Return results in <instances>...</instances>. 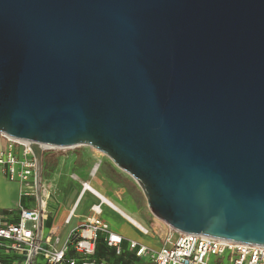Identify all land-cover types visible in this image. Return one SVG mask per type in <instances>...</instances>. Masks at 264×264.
Returning <instances> with one entry per match:
<instances>
[{
  "label": "water",
  "instance_id": "water-1",
  "mask_svg": "<svg viewBox=\"0 0 264 264\" xmlns=\"http://www.w3.org/2000/svg\"><path fill=\"white\" fill-rule=\"evenodd\" d=\"M0 132L87 146L178 233L264 246V0H0Z\"/></svg>",
  "mask_w": 264,
  "mask_h": 264
},
{
  "label": "built area",
  "instance_id": "built-area-1",
  "mask_svg": "<svg viewBox=\"0 0 264 264\" xmlns=\"http://www.w3.org/2000/svg\"><path fill=\"white\" fill-rule=\"evenodd\" d=\"M32 145L0 132L2 175L9 182L29 188L32 195L39 198L34 208L19 206L8 214L0 210V264H4V255L21 258L11 264H32L36 257H42L46 264H100L95 256L101 234L105 235L106 245L114 249L116 255H121L124 238L113 233L101 220L103 212L100 206L92 208L94 217L70 235L63 249L55 247L50 238L44 239L42 227L48 217L46 197L50 184L45 180L46 171L43 168L39 177L40 165ZM40 148L43 154L65 153L74 149ZM85 187L88 188L87 185ZM21 196L28 197L30 194L23 193ZM175 233L178 232L170 228L165 244H170L171 248L165 246L160 251L148 249L136 241H128L127 245L136 257L152 264H212V258L216 259L213 264H264V246L188 233H178L179 237L173 243Z\"/></svg>",
  "mask_w": 264,
  "mask_h": 264
},
{
  "label": "crops",
  "instance_id": "crops-1",
  "mask_svg": "<svg viewBox=\"0 0 264 264\" xmlns=\"http://www.w3.org/2000/svg\"><path fill=\"white\" fill-rule=\"evenodd\" d=\"M96 153L98 152L93 148L81 146L65 153L49 152L42 155V165L46 171L45 180L50 184V191L46 197L48 217L43 222L42 231L44 239L50 238V242L58 249H63L70 235L84 222L94 217L92 213L94 206L101 207L103 212L101 220L109 229L111 226L106 221V216L113 217L119 220L121 224L134 228L144 235L149 234V232L145 234V231L148 230L142 226L141 222L149 224L154 218L148 219L142 211L133 205L127 204L119 194L109 193L104 181L95 178L94 174L100 168ZM1 177L0 170V210L2 213L8 214L9 211L15 210L19 206L34 208L37 205L36 201H27L30 196L35 195H32L29 188L21 187L19 183L3 182ZM93 184L96 185V188L93 187ZM85 185H89V189ZM23 193L30 194V196L23 197L21 196ZM125 209L130 211L133 209L139 219L124 211ZM166 227L168 226L166 225ZM168 229L170 230L169 227ZM115 234L122 236L119 233ZM128 241L132 240L124 238L122 248L125 250L124 252L129 251L135 255V252H132L129 245H127ZM112 254H115L114 249L105 245V235L101 234L98 240L96 259L99 257L98 260L102 262L103 259L107 260ZM115 256L121 257L123 254ZM20 259L16 256H3L4 264H11L13 261H19ZM40 259L43 263L40 262ZM32 264L46 263L42 257H36ZM102 264L105 263L102 262Z\"/></svg>",
  "mask_w": 264,
  "mask_h": 264
},
{
  "label": "rangeland",
  "instance_id": "rangeland-1",
  "mask_svg": "<svg viewBox=\"0 0 264 264\" xmlns=\"http://www.w3.org/2000/svg\"><path fill=\"white\" fill-rule=\"evenodd\" d=\"M97 156L99 158L98 165H100L99 171L94 174L96 179H101L104 181L105 186L108 189L109 193L113 195L119 194L121 198L129 205H133L149 219L154 218L151 223L141 222L142 226L148 230L149 234L144 235L141 232H138L134 228H130L124 224H121L119 220L113 217H107L106 221L110 224L113 233L121 234L127 240H134L137 243L147 247L148 249H153L155 251H160L162 248L167 246L171 248V245L166 243V239L169 236L170 230L166 225L158 220L152 211L148 209L147 200L145 195H143L138 183L135 179L131 178L127 173L122 171L116 164L112 163V161L100 151H97ZM3 182H9L2 175ZM93 187L96 188V185L93 184ZM39 198L37 195L30 196L27 201H36L38 202ZM124 211L128 212L131 216L136 219H139L135 215V212L125 209ZM179 235L175 233L172 242H176ZM98 259H100L98 257ZM216 261L215 258H212V264ZM40 262L43 261L40 259ZM105 264H150L148 261L139 260L135 257V255L129 251H126L123 256L116 257L115 254L110 255L107 260L103 261Z\"/></svg>",
  "mask_w": 264,
  "mask_h": 264
},
{
  "label": "trees",
  "instance_id": "trees-1",
  "mask_svg": "<svg viewBox=\"0 0 264 264\" xmlns=\"http://www.w3.org/2000/svg\"><path fill=\"white\" fill-rule=\"evenodd\" d=\"M104 239V238H103ZM97 245H98V243H97ZM105 245H106V243H105ZM108 246V245H107ZM97 251H98V248H97ZM125 250L122 248V254H124L125 252H124ZM114 252H115V255H116V251L114 250ZM121 254V255H122ZM96 255H97V253H96ZM96 257V256H95ZM96 261L97 262H99L100 264L102 263L101 261H99L98 259H96Z\"/></svg>",
  "mask_w": 264,
  "mask_h": 264
},
{
  "label": "bare ground",
  "instance_id": "bare-ground-1",
  "mask_svg": "<svg viewBox=\"0 0 264 264\" xmlns=\"http://www.w3.org/2000/svg\"><path fill=\"white\" fill-rule=\"evenodd\" d=\"M42 147L45 148V147H47V146L42 145ZM49 147H50V146H49ZM49 147H48V148H49ZM87 187H89V185H87Z\"/></svg>",
  "mask_w": 264,
  "mask_h": 264
}]
</instances>
